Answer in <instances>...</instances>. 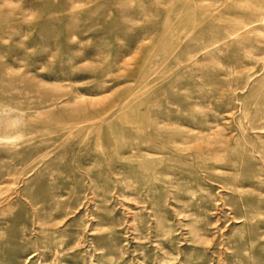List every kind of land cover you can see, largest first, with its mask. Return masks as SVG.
I'll return each instance as SVG.
<instances>
[{
  "label": "rangeland",
  "instance_id": "1",
  "mask_svg": "<svg viewBox=\"0 0 264 264\" xmlns=\"http://www.w3.org/2000/svg\"><path fill=\"white\" fill-rule=\"evenodd\" d=\"M0 264H264V0H0Z\"/></svg>",
  "mask_w": 264,
  "mask_h": 264
}]
</instances>
